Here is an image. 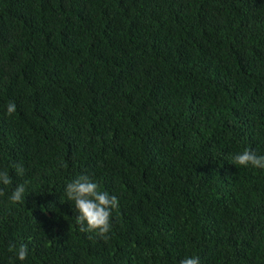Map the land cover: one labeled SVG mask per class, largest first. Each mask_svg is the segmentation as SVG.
Here are the masks:
<instances>
[{
    "label": "trees",
    "instance_id": "trees-1",
    "mask_svg": "<svg viewBox=\"0 0 264 264\" xmlns=\"http://www.w3.org/2000/svg\"><path fill=\"white\" fill-rule=\"evenodd\" d=\"M244 149L264 155V0H0V264H264ZM80 175L118 198L107 241L64 194Z\"/></svg>",
    "mask_w": 264,
    "mask_h": 264
},
{
    "label": "clouds",
    "instance_id": "clouds-1",
    "mask_svg": "<svg viewBox=\"0 0 264 264\" xmlns=\"http://www.w3.org/2000/svg\"><path fill=\"white\" fill-rule=\"evenodd\" d=\"M8 115L16 111V105L9 101L6 107ZM232 163L240 166H252L253 168L264 169V155H258L250 149H244L232 156ZM11 167L17 176H23L25 169L19 163H14ZM26 183H18L11 189L8 197L9 202L22 203L25 199ZM12 185V177L8 170H0V196L5 195L4 188ZM64 194L68 201L73 202L75 210L78 212L76 223L81 225V232H94L99 237L107 241L110 237L108 233L112 231L111 216L114 210L119 209V201L115 195H110L108 191H102L99 186L88 175L77 176L67 183ZM10 253L19 261H25L29 256V249L26 244H9ZM178 264H199V257L186 256L178 261Z\"/></svg>",
    "mask_w": 264,
    "mask_h": 264
}]
</instances>
